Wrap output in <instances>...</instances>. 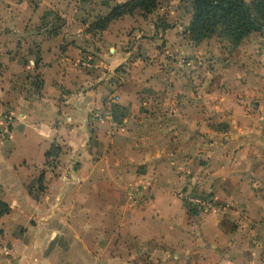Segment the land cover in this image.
I'll return each instance as SVG.
<instances>
[{"label":"crops","instance_id":"1","mask_svg":"<svg viewBox=\"0 0 264 264\" xmlns=\"http://www.w3.org/2000/svg\"><path fill=\"white\" fill-rule=\"evenodd\" d=\"M86 1L0 0V264H264V63H166L221 54L192 10Z\"/></svg>","mask_w":264,"mask_h":264},{"label":"trees","instance_id":"2","mask_svg":"<svg viewBox=\"0 0 264 264\" xmlns=\"http://www.w3.org/2000/svg\"><path fill=\"white\" fill-rule=\"evenodd\" d=\"M160 0H127L117 2L110 10L99 17L92 27L104 30L115 19L132 14L140 10L146 15L152 13ZM192 8V18L187 30L191 38L200 42L204 38L213 36L222 31L235 43H240L245 37L254 31L264 29V0H256L253 3L247 0H185ZM189 8V7H188ZM56 147L47 153V156L55 153ZM9 206L0 200V214L9 211Z\"/></svg>","mask_w":264,"mask_h":264},{"label":"rangeland","instance_id":"3","mask_svg":"<svg viewBox=\"0 0 264 264\" xmlns=\"http://www.w3.org/2000/svg\"><path fill=\"white\" fill-rule=\"evenodd\" d=\"M167 1H169V0L160 1L157 8L152 12L155 14V18H157L159 22L161 19H160V15L157 13L159 12V9H161L163 7H166L165 11L170 12L169 10L171 8V5L173 7L179 6L181 8V11L183 14H185V12L188 10H192V8H190V6L187 5L188 2L185 0H182L180 2V4H179V0H177V2H174L171 5H166ZM247 1L250 3H253L256 0H247ZM109 3L110 2L107 3V0L86 1L85 5H84V10H85L86 14L88 15L87 22L90 24L89 29L92 27V23H94L99 17L105 15L106 7L104 5L109 4ZM138 13H140V15L142 14L140 11ZM153 19H154V17H153ZM164 24L166 26L170 25L167 23H164ZM263 32H264V29L259 31V33H261V34H263ZM215 39L217 41V44L219 45V48H220L219 50L221 51L220 52L221 54H219L218 56H215V54L212 53V50L208 51L205 54V52H206L205 47H201L202 49H201V51H199L200 54L195 55V57L189 56L190 53L187 51L181 52V53L169 51L168 53L167 52L164 53V59H165L166 63H189V62H191V60H193L192 63H264V38L262 40L263 44L261 46L262 49L260 51V55L257 56V54H256L257 52L255 53L252 50H250V56L246 60V62L244 59L247 58V56L243 57V54L241 52L236 53L235 49H236L238 44L235 43V41L233 39L228 37L226 34H224L220 30H218V32L215 34ZM155 54H156V52L153 54V52L150 49H147L145 51H141V53H140V51H136L134 57L136 55H140L145 59L146 62L158 63L159 57H157V54L156 55ZM36 55H35V57H36ZM153 55H155V56H153ZM96 56L97 55H95L92 50L88 51L87 56H86V60L84 62H87V63L95 62ZM122 70L125 71V69H122ZM122 70H119V73Z\"/></svg>","mask_w":264,"mask_h":264},{"label":"built area","instance_id":"4","mask_svg":"<svg viewBox=\"0 0 264 264\" xmlns=\"http://www.w3.org/2000/svg\"><path fill=\"white\" fill-rule=\"evenodd\" d=\"M88 66H90V65H88ZM108 115H110V113H108ZM98 116H100V115H98Z\"/></svg>","mask_w":264,"mask_h":264}]
</instances>
